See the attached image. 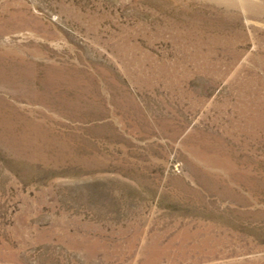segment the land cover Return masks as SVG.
I'll return each instance as SVG.
<instances>
[{"label":"rangeland","instance_id":"1","mask_svg":"<svg viewBox=\"0 0 264 264\" xmlns=\"http://www.w3.org/2000/svg\"><path fill=\"white\" fill-rule=\"evenodd\" d=\"M0 264H264V0H0Z\"/></svg>","mask_w":264,"mask_h":264},{"label":"bare ground","instance_id":"2","mask_svg":"<svg viewBox=\"0 0 264 264\" xmlns=\"http://www.w3.org/2000/svg\"><path fill=\"white\" fill-rule=\"evenodd\" d=\"M249 0H243V3L247 4Z\"/></svg>","mask_w":264,"mask_h":264}]
</instances>
